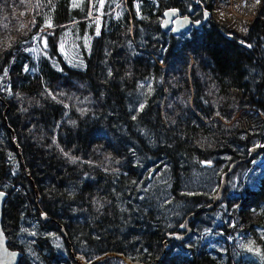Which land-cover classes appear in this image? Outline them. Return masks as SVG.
<instances>
[{"label": "trees", "instance_id": "16d2710c", "mask_svg": "<svg viewBox=\"0 0 264 264\" xmlns=\"http://www.w3.org/2000/svg\"><path fill=\"white\" fill-rule=\"evenodd\" d=\"M79 2L29 0L27 12L12 13L25 26L0 42V192L7 193L8 245L23 253L21 264H78L72 254L91 260L113 251L145 264H264V171L227 196L232 210L217 208L204 238L188 243L165 239L169 226L157 216L141 224L138 243H131L120 210L125 204L117 202L127 189L139 190L155 169L174 180L185 202L210 203L216 188L194 195L180 192L177 182L190 183L207 166L217 168L218 183L255 140L262 142L264 0ZM198 2L210 10L209 24L194 27L185 39L162 32L165 9ZM6 4L10 10L22 6L0 0V8ZM65 26L79 43L75 62L56 39ZM46 28L48 38L32 43ZM87 37L89 51L82 49ZM204 40H215L203 50L205 60ZM171 59L189 81L168 113L173 93L165 63ZM69 78L77 81L75 89ZM140 80H148L151 90L145 108L132 113L127 98ZM103 129L115 138L118 154L105 160L97 150L110 145L100 138ZM41 212L49 221L40 220ZM98 264L127 263L113 257Z\"/></svg>", "mask_w": 264, "mask_h": 264}, {"label": "rangeland", "instance_id": "374dc122", "mask_svg": "<svg viewBox=\"0 0 264 264\" xmlns=\"http://www.w3.org/2000/svg\"><path fill=\"white\" fill-rule=\"evenodd\" d=\"M13 3V1H12ZM18 3H20L22 6L19 7H13L11 8L12 10L9 9L8 4H6V8H0V42L1 41H11L14 39V33L25 26V24L19 20V19H12L13 14L12 13H18L19 11L25 13L28 11V3L29 0H18ZM73 4H79V0H72ZM196 6V4L194 3ZM97 18H100L99 15H96ZM50 22H47V25H49ZM47 28L45 30L46 34H40L34 35V38L36 40H32L31 42L34 43L35 45L38 44V39H43L46 40L48 38V33L46 32ZM57 34L56 39L59 42V47L62 49H65L67 51V55L71 61L75 62V56L79 52V43L76 45V41L73 39V37L70 34V29L65 26V28L58 30L56 32ZM191 35V31H186L182 32L178 35L175 36L176 39H184L186 37H189ZM82 49L88 50V45L91 42V38L87 37V39H82ZM198 41V40H197ZM199 43H202V46L204 48H200V56L204 57V60L206 58V55L203 54V50H208L209 47L212 45H215V40L210 41V40H204L202 42L199 41ZM172 61V62H171ZM194 62V61H193ZM232 62V61H231ZM79 66L84 67V65L78 64ZM96 66V63L94 64ZM199 67L202 66V62L198 63ZM205 65V61L203 62V67ZM178 63L176 60L171 59L169 63H165V67L169 72H165L167 74V84H168V89L173 94H169L168 98L172 101L170 105L167 107V112L169 113L170 110L175 111L176 110V104H178L179 99L181 98V89H183L185 92H187V88L184 86V83L188 84L189 77L188 75L184 76H179L178 75V69H177ZM191 68L195 71L199 70L200 68L196 66H191ZM203 82V77L200 79ZM68 86L70 89H75V84H77V81L69 78L68 80ZM148 80H141L136 84L135 89L133 90V93H130L128 95L127 101H128V110L132 113H137L141 111L140 105H144L143 108H145L147 102H148V93L151 90V87L146 89L147 87V82ZM149 82V81H148ZM150 83V82H149ZM204 86L203 90L204 92L207 90L206 85L203 82ZM202 85V84H201ZM206 93V92H205ZM88 99H91V94L89 91H87ZM176 103V104H175ZM156 105V103H155ZM179 105V104H178ZM237 108V107H236ZM246 109V108H245ZM247 112V111H244ZM181 114L177 113V117ZM107 138L110 141L109 148L107 150L103 149L102 146H99L101 149L97 150H102V156L101 159L105 160L108 157H116L117 152H116V140L113 136H111L105 129H103V132L101 133L100 138ZM264 144V139L261 141L255 140L252 143V146L249 147L248 151L243 153L245 157H239L236 160H240L243 158L248 157L250 154L251 148L254 146L262 145ZM113 147V148H112ZM111 149L110 153L109 149ZM246 150V149H245ZM248 163L246 168L242 167L240 170H236V168L233 170V172L228 176V185L227 189L225 192L221 195L223 196L221 201L218 203L217 207L215 203H200L196 202L197 204L193 203H187L184 201L182 196H178L175 193V182L173 179H169L168 177L164 176L163 173H157L155 169H152L150 171V174H148V180L142 185V187L138 190L136 186H133V189H127L125 193L119 195L118 199V206L125 204V208H121L120 210L123 213V229H125V232L131 235V243H138L139 239V231L141 230V224L147 220H151L152 222H155V216H157V219H160L163 221V223L168 227V232L166 233V238H168V234H182L186 232H182L184 229L189 227L191 224L192 226L196 224V230H194L193 236L190 241L200 239V235L208 231V223L209 222H214V218L218 212L217 208L219 207H226L229 210L231 209L230 206V198L227 200L228 195H232L235 193H239V189L241 187H244L249 181L254 182L255 176L258 175L259 173L264 171V149L256 152L251 159L245 160L243 162H240L237 166H240L241 163ZM244 166V165H243ZM225 170V169H224ZM223 170V171H224ZM228 170V169H227ZM225 170L224 172L222 171L218 183L217 179H214L217 168H208L207 166H202L199 169V174H192V176L195 175V177L191 180L190 183H185V184H178L177 186H180V192H186L188 194H194V195H201L203 193H209L212 194L213 188L218 189L220 186V181H221V176L227 171ZM245 170V172L242 174V172ZM242 174V175H241ZM240 180L242 181L243 185L240 186ZM206 181L208 184L206 185ZM135 187V188H134ZM177 188V187H176ZM217 191V190H216ZM178 199V202L176 201ZM178 203V204H177ZM199 203V204H198ZM6 204V202H5ZM222 204V205H221ZM203 206H207L204 210L201 211V214L197 216L198 219H196L195 214H193V211H191V208L199 209L202 208ZM3 207L2 206V218H1V223L3 226V229L5 231V234L7 236V245H8V238H9V233L7 228L5 227V224L3 222ZM6 211V209H5ZM160 212L162 215H159ZM44 213V212H43ZM191 213L193 216L191 217ZM47 216V215H46ZM48 217V216H47ZM189 219L186 222V219ZM43 217H41L42 221ZM225 219V218H224ZM229 217H227L225 220H228ZM84 220V219H82ZM44 221V220H43ZM42 221V222H43ZM49 221V220H48ZM46 222V221H44ZM182 223V225H179ZM153 225V223H151ZM174 225H179L177 230H174L173 233H169L171 229L173 228ZM62 232L64 235H66V231L62 226ZM149 227L144 228L142 226V230H148ZM188 229V228H187ZM134 235L132 236V234ZM58 234L55 230L51 232V235L55 236ZM174 238V237H173ZM173 238H168L169 240H172ZM164 239V240H165ZM23 240L27 242L29 240V235L23 236ZM188 241V242H190ZM164 242V241H163ZM167 242V241H165ZM9 246V245H8ZM167 247V246H166ZM23 257L20 260V263L23 261ZM74 257H78V254H75ZM157 261L156 263H158ZM155 263V264H156Z\"/></svg>", "mask_w": 264, "mask_h": 264}, {"label": "water", "instance_id": "95a60500", "mask_svg": "<svg viewBox=\"0 0 264 264\" xmlns=\"http://www.w3.org/2000/svg\"><path fill=\"white\" fill-rule=\"evenodd\" d=\"M204 10H205L204 19L202 21H199V20L193 21L189 15L183 16L182 14H180L179 9L168 8L163 13V17H162V20L160 23L161 29H163L164 31L171 30V32L173 34H178L182 31H186V30L190 29L192 24L196 27H200L201 25H203L207 22L209 15H210V10H208L207 8H205ZM263 149H264V144L254 146L253 148H251V151H250V154L248 155V157L240 159V160H235L231 164L229 169L223 174L221 185H220L218 191L216 192V194L214 195L213 203H216L217 200L221 197V195L225 192V190L227 188V183H228V181H227L228 176L233 172L235 167L240 162L251 159L252 156L256 152L263 150ZM5 194H7V193H5ZM3 196L4 195H0V264H19L23 254L20 250L10 248L7 245V236L5 234V231H4L2 223H1ZM193 214L191 213V217L193 216ZM49 219L50 218L47 217L46 215L43 216L44 221H48ZM188 220L189 219L187 218L186 222ZM188 236H189V232L185 236H181L178 233L168 234V238L176 237L177 239H184V238H187ZM74 255L75 254H72V257H73V259H75L78 262V264H98L102 261L108 260V259L113 258V257L121 258L127 264H145V263L137 261V260H132L129 257H127L126 255H124L123 253L115 252V251L107 252V253L100 255L96 258H93L91 260H87L85 255L82 253H79L78 257H74Z\"/></svg>", "mask_w": 264, "mask_h": 264}, {"label": "bare ground", "instance_id": "6f19581e", "mask_svg": "<svg viewBox=\"0 0 264 264\" xmlns=\"http://www.w3.org/2000/svg\"><path fill=\"white\" fill-rule=\"evenodd\" d=\"M162 30V32H164V30L163 29H161ZM0 193H3V206H4V203H5V200H6V198H7V194H5L6 192H0ZM38 196V195H37ZM45 215V213H43V212H41V217H43Z\"/></svg>", "mask_w": 264, "mask_h": 264}, {"label": "snow or ice", "instance_id": "6c2138e0", "mask_svg": "<svg viewBox=\"0 0 264 264\" xmlns=\"http://www.w3.org/2000/svg\"><path fill=\"white\" fill-rule=\"evenodd\" d=\"M102 2H103V0H101V4H102ZM49 26H51V24L49 23ZM97 34H99V33H97ZM143 107H144V105H140V109L142 110L143 109ZM136 117L135 116H133V119H135ZM0 195H3V193H0Z\"/></svg>", "mask_w": 264, "mask_h": 264}]
</instances>
